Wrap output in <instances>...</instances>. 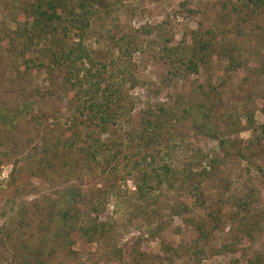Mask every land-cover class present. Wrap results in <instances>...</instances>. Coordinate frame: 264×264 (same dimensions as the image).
Instances as JSON below:
<instances>
[{
    "label": "rangeland",
    "instance_id": "obj_1",
    "mask_svg": "<svg viewBox=\"0 0 264 264\" xmlns=\"http://www.w3.org/2000/svg\"><path fill=\"white\" fill-rule=\"evenodd\" d=\"M30 1L0 0V115L14 117L0 124V264H18L30 248L42 250L33 255L36 259L29 257L32 264H195L194 228L170 215L174 203L192 204L188 188L160 186L153 176L163 163L177 169L186 160L209 173L200 186L205 208L195 215L208 219V213L219 210L223 219L209 243L197 245L207 251L201 264H247L264 256L260 233L253 242H237L234 254L210 253L230 244L235 234L221 197L251 190L254 206L264 207V154L261 145L253 147L264 125V75L256 77L257 70H264V0H96L101 15L85 45L108 62L118 56L120 44L131 41L132 72L140 82L124 85L121 104L129 115L106 132L84 118L70 119L64 67L51 70L46 62L43 69L17 76L21 60L13 68L5 59V31L14 30L13 18L23 19ZM111 21L117 27L109 39L101 29ZM74 39L70 34L64 42L70 45ZM198 41L235 48L247 63L250 83L242 80L244 71L227 74L225 59L211 56L214 51L196 73L184 69L179 52L200 53ZM111 69L117 78L125 73L121 66ZM25 101L32 106L19 115ZM208 110L210 120L204 116ZM149 114L173 125V142L161 139L138 154V139L130 134L143 127ZM54 134L60 143L54 142ZM95 139L101 147L92 159ZM64 141L73 145L66 148ZM142 155L149 156L146 165L135 169ZM150 157H155L153 168L147 165ZM143 170L150 174L151 189L140 195L136 186H142ZM104 192L103 210L92 212V203L102 202ZM63 210L70 212L66 224L60 217ZM70 225L76 231L67 234ZM91 226L100 232L89 240L83 231Z\"/></svg>",
    "mask_w": 264,
    "mask_h": 264
},
{
    "label": "trees",
    "instance_id": "obj_2",
    "mask_svg": "<svg viewBox=\"0 0 264 264\" xmlns=\"http://www.w3.org/2000/svg\"><path fill=\"white\" fill-rule=\"evenodd\" d=\"M22 14L23 19L13 18L15 25L14 30L5 31L4 38L6 47L4 48L6 60L9 65L15 67L16 61L21 60L23 70L20 73L18 70L17 76L27 74L32 69H43L47 63H51L48 69L64 67L65 77L67 83L65 87L66 96L70 102L69 114L70 119L76 122L78 119L84 118L89 125H94L101 132H106L110 127L117 126L118 121L122 116L129 115L130 109L123 108L121 101L124 99L123 88L126 83H130L132 87L140 84L133 75L135 65L132 63V42L127 41L118 46V56L108 62L100 60L84 43V40L89 35L91 28L96 24L101 15V10L97 8L96 0H32L24 7ZM30 19V23L25 19ZM115 21V20H114ZM117 27L115 22H103L102 29L106 37L112 39L111 31ZM70 34L74 35V41L70 45H66L64 40ZM37 39V45L34 39ZM38 43H42L40 47ZM47 43V44H46ZM200 53L188 56V53L179 52V63L186 69L193 73L198 70L199 64L204 62L203 58L209 56L208 52H213L211 56L216 55L221 59H225L226 73H240L246 72V76L242 78L244 82H249L250 77L247 75V63L243 61L237 54L234 48L222 47V49L215 48L209 42L198 41ZM167 51V50H166ZM170 53V51H167ZM31 55L34 58H31ZM35 55V56H34ZM38 55V56H37ZM174 55V54H173ZM186 56V57H185ZM46 59L40 60V59ZM186 58V59H185ZM121 66L124 69V75L117 78L112 66ZM16 68V67H15ZM14 70V69H13ZM255 69L251 74L255 75ZM257 78L264 75V70L260 68L257 70ZM250 83V82H249ZM215 89H210L211 94H215ZM208 98L209 95L207 94ZM32 106V102L25 101L19 106L20 113L27 112ZM131 108V107H130ZM210 111L204 114L207 120L209 119ZM0 115V124L6 121L13 120L14 117ZM152 114L147 115L143 120V127L139 131L130 134L131 139H138V154H141L143 149L150 148L158 144L161 139L172 141L170 134V127L173 125H166L164 118L151 117ZM205 119V121H206ZM206 121V126L209 125ZM253 124L252 118L248 115V124ZM205 126V127H206ZM167 127V128H166ZM249 127V128H250ZM209 129H211L209 127ZM258 135H256V142L253 145H261V152L264 154V125L258 128ZM56 137V135L54 134ZM54 137V138H55ZM92 137H90L91 139ZM221 146L224 144V139L218 137ZM55 143H60L58 137L55 138ZM173 142V141H172ZM62 143V142H61ZM95 148L90 155L95 158V155L100 151L101 142L99 139L94 140ZM62 145L70 148L73 145L72 141H64ZM173 145L170 148H174ZM177 147V146H176ZM188 148V147H187ZM87 150V149H86ZM81 151H84L81 148ZM87 152V151H86ZM147 157L141 156V160L134 162L135 169L142 164L146 165ZM149 167L153 168L155 164V157H150ZM211 165V163H209ZM208 168V167H207ZM208 169H211L209 167ZM142 186H136L140 195H145L149 188V173L143 170ZM262 171V170H261ZM153 176L156 184H165L170 189H173L175 183L180 184V188L187 187L188 196L192 199V204L184 202H176L170 208V215L182 219L186 224L191 225L197 234L196 240L191 244L194 248V255L196 258L195 264H201L203 258L207 256V251L204 248H198L199 243L207 245L210 240V234L218 228L223 219L219 210H214L206 215L208 219L201 218L195 215L197 209L205 208L204 195L200 189L204 178L209 176L206 168H201L200 164H191L190 161H183L177 169L171 165L163 163L153 170ZM146 188V190H145ZM102 202L92 203V212L98 213L103 210L104 201L108 198L107 193H102ZM150 198L148 194V199ZM226 206L229 207L227 220L230 223V229L235 234L232 236V242L220 246V248L212 250V256H220L223 254H234L235 246L241 239H246L249 242L255 241L257 235L264 234L262 227L264 226V207L258 208L254 206L256 202L255 191H246L242 195H230L223 199ZM59 209L58 205L55 206ZM63 209V208H61ZM64 211V210H63ZM60 212V217L64 223L70 215L69 211ZM69 231H76L72 225L68 226ZM95 232H100L98 226L87 227L83 234L87 235L90 240ZM241 235V238L239 236ZM48 236L42 237V243L45 245ZM45 241V242H44ZM162 250H171L165 245ZM42 250L39 248L27 250V255H21L17 260L18 264H32L29 260L36 259L33 255H39ZM40 256V255H39ZM143 256V255H141ZM247 264H264V256L256 255L247 261Z\"/></svg>",
    "mask_w": 264,
    "mask_h": 264
}]
</instances>
